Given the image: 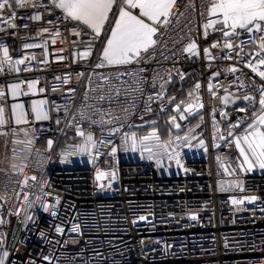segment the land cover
Wrapping results in <instances>:
<instances>
[{
	"label": "built area",
	"instance_id": "built-area-1",
	"mask_svg": "<svg viewBox=\"0 0 264 264\" xmlns=\"http://www.w3.org/2000/svg\"><path fill=\"white\" fill-rule=\"evenodd\" d=\"M212 2L175 0L168 22L154 25L156 43L112 65L99 54L102 36L53 0H8L0 9L3 264H264V171L241 165L235 145L260 104L264 30L211 39L208 54L186 51L214 32L205 27L219 18L209 14ZM186 80L180 99L174 86ZM224 93L250 99L224 106ZM32 97L45 102L41 118L24 108L15 121L13 101L25 106ZM186 105L180 132L145 141L179 154L172 173L176 159L155 147L149 159L145 135L128 129ZM196 129L201 145L186 137ZM89 135L93 146L81 152Z\"/></svg>",
	"mask_w": 264,
	"mask_h": 264
},
{
	"label": "snow or ice",
	"instance_id": "snow-or-ice-1",
	"mask_svg": "<svg viewBox=\"0 0 264 264\" xmlns=\"http://www.w3.org/2000/svg\"><path fill=\"white\" fill-rule=\"evenodd\" d=\"M16 2L18 5L23 6L22 0H16ZM120 2L123 6L119 10V18L115 20V26L111 28V36L107 40V46L103 50V62L109 65L129 63L133 57H138L142 50L147 51L149 47L153 46L156 43L153 36L157 32V28L153 25L159 23L162 17L164 18V23H167L171 10L175 5V0H120ZM115 3L116 0H58L56 7L62 9L67 18L82 22L98 35L108 20V14ZM7 6H9L8 0L0 3V9ZM130 9H139V15H133ZM209 14L218 16L219 19L205 25L206 28L219 23L221 31L224 28H231L234 31L236 29H245L248 32L264 30V0H213L209 8ZM33 18L39 19V17ZM145 18L151 23H147ZM223 34L227 36L230 33L224 31ZM261 41L260 48L264 50V37H261ZM31 46L26 45V47ZM226 46L232 47L231 44ZM195 47L196 45L193 43L185 50L191 51ZM4 56L8 57L6 48L4 49ZM259 63L264 64V59H261ZM252 71L257 72V67L253 66ZM258 75L264 79V71H259ZM196 87L199 88V85H196ZM244 99L248 100L250 98L246 96ZM259 103L261 111L264 113V88L261 89ZM241 110L243 111V109ZM0 113H2V109H0ZM40 118L41 116L38 113L37 119ZM44 118L46 119L47 117L44 116ZM181 119H183V116ZM2 123L3 120L0 119V124ZM176 127H179V125H176ZM261 127H264V114L258 116L256 124L249 125V130L242 137L238 136L235 139L236 148L239 149L240 155L243 157V164L247 165L248 170L255 166L264 169V131L260 130ZM78 135H84V133L78 131ZM153 139H159L155 132L142 138L140 142L142 150L149 153V159L155 155L153 152V147H155L163 149L164 153L168 154L169 159H176V163L180 164L179 154L168 153V145L155 144L149 146L145 143V141ZM87 141L88 143L80 148L81 152H87L89 147L93 146L90 135L87 137ZM51 143L49 141V146H51ZM242 145H246V148ZM136 147V140L133 137L132 150L135 151ZM157 163H159V160ZM104 176V173H98L97 179ZM112 176L115 179V173ZM247 199L254 201L256 197H248ZM233 203H243V201L233 200ZM45 210L47 211V208ZM191 218L195 220L196 216L193 215ZM141 219H145V217H141ZM73 230L78 231V228ZM57 231H61V229H57ZM0 264H3V262L0 261Z\"/></svg>",
	"mask_w": 264,
	"mask_h": 264
},
{
	"label": "crops",
	"instance_id": "crops-1",
	"mask_svg": "<svg viewBox=\"0 0 264 264\" xmlns=\"http://www.w3.org/2000/svg\"><path fill=\"white\" fill-rule=\"evenodd\" d=\"M53 2H55L56 4L58 3V0H53ZM121 6H123L122 4H121V2H120V0H116V3L113 5V7H112V10L109 12V14H108V20L105 22V24H104V26H103V28L101 29V31H100V33H99V35H101L102 36V38H103V41H102V45H101V47H100V50H99V54H100V56H101V58L103 59V50H104V48L107 46V40L110 38V36H111V28H113L114 26H115V20L116 19H118L119 18V10H120V7ZM130 11L133 13V15H139V9H130ZM219 19V18H218ZM218 19H216L215 21H217ZM145 21L147 22V23H151V21H147V19L145 18ZM83 26H85L86 28H88L86 25H84L82 22H80ZM154 26V25H153ZM212 27H214L215 28V30H214V32L211 34V35H209V36H203V37H201L200 39H198V38H196V39H194L193 41H192V43L191 44H195L196 45V47L194 48V49H192L191 51H199V47H202V49H203V53H205V54H208L209 53V51H208V42L211 40V39H214V38H230V36L231 37H233L234 35H236L237 34V32L240 30V29H236L235 31L233 30V29H231V28H224L223 29V31H221L220 29H221V25L219 24V23H215V24H213V26ZM90 29V28H89ZM92 30V29H91ZM224 31H227L228 33H230L229 35H227V36H225L224 34H223V32ZM205 50H207V51H205ZM263 82H264V79H263ZM234 92V91H233ZM0 104H1V100H0ZM215 110L214 109H212V112H214ZM188 112V111H187ZM185 114H186V112H185ZM261 114H264V113H262V111H261V106H260V104H257V105H255V110H254V112H252L249 116H250V118H249V122H248V129H247V131L249 130V125L250 124H256L257 123V118H258V116L259 115H261ZM175 115V114H174ZM176 116V117H175ZM175 116H173V118L176 120V124L175 125H173L172 127H173V132L174 131H180V129H179V127H176V125H179V122H180V120L177 118V115H175ZM150 122H152V121H150ZM181 123V122H180ZM261 131H264V127H261V129H260ZM193 133L194 132H192L191 134H187V138H189V136L190 135H193ZM169 134L170 133H168V134H166V136L165 137H158V138H161L162 140H167V139H169ZM144 135V134H143ZM171 135V134H170ZM173 135V134H172ZM242 146H244L245 148H246V145H242ZM239 157H240V163H243L242 162V156L241 155H239ZM255 170H257V171H264V169H260L258 166H255V167H253ZM169 169H170V167H169Z\"/></svg>",
	"mask_w": 264,
	"mask_h": 264
},
{
	"label": "rangeland",
	"instance_id": "rangeland-1",
	"mask_svg": "<svg viewBox=\"0 0 264 264\" xmlns=\"http://www.w3.org/2000/svg\"><path fill=\"white\" fill-rule=\"evenodd\" d=\"M0 109H2V113H0V119L4 121V117H5V114L7 113L6 111H8V108H7L6 103L3 100H1ZM176 123H177L176 120L172 119L168 126H173ZM141 130H142L141 132L133 131L130 134L134 135L136 133H139V134H144L145 135L144 137H146V136H149L150 133L155 132L157 137L163 138L166 136V134H168L169 131H171V130H167V127H164V126L156 129V128H153L152 126H149L147 123L142 125ZM192 132H194L193 135H190L189 138H187V140H189L193 145H201V142H203L202 130L196 129V130H193ZM0 144H1V137H0ZM242 162H243V157H242ZM168 164H169L170 169L167 171L174 173L177 170H179V165L177 163L169 162ZM241 165L245 166V164L243 163H241ZM167 166H168L167 163H165V167Z\"/></svg>",
	"mask_w": 264,
	"mask_h": 264
},
{
	"label": "trees",
	"instance_id": "trees-1",
	"mask_svg": "<svg viewBox=\"0 0 264 264\" xmlns=\"http://www.w3.org/2000/svg\"><path fill=\"white\" fill-rule=\"evenodd\" d=\"M189 81L186 80L185 82H182V83H176L174 87H181L182 88V91L181 92V96H180V99L184 98L185 97V94L187 93L188 91V88H189ZM174 105V104H172ZM171 111L168 113V114H165V115H160L158 113H153L152 115L146 117L142 122H139V123H136L134 124L133 126H131L129 129H128V132L131 133L133 131L135 132H141V128H142V125H144L145 123H147L149 126H152L153 128H160L162 126L164 127H167V130H171L169 131L168 133H170L171 135L172 134H175L177 132H180L179 130L178 131H174L173 132V127L172 126H168L169 125V122L167 121L169 118V115H170ZM198 114L196 115H193L192 118L195 120V117H197ZM152 121V122H150ZM169 134V136H171Z\"/></svg>",
	"mask_w": 264,
	"mask_h": 264
},
{
	"label": "bare ground",
	"instance_id": "bare-ground-1",
	"mask_svg": "<svg viewBox=\"0 0 264 264\" xmlns=\"http://www.w3.org/2000/svg\"><path fill=\"white\" fill-rule=\"evenodd\" d=\"M17 88H18V86L16 84H11L9 87L11 92H13ZM24 108L25 109L29 108L30 110L36 111L37 114L39 113L41 115V113H43V111L45 110V102L42 99L32 97L29 101V104H26L24 106L21 101H19L17 99L14 100L12 113H13L15 121H18V120L22 121L24 119V116L22 115V110Z\"/></svg>",
	"mask_w": 264,
	"mask_h": 264
},
{
	"label": "water",
	"instance_id": "water-1",
	"mask_svg": "<svg viewBox=\"0 0 264 264\" xmlns=\"http://www.w3.org/2000/svg\"><path fill=\"white\" fill-rule=\"evenodd\" d=\"M212 77L216 76V73H212L211 74ZM244 97L246 96H243V97H239V96H230L229 93H224L222 96H221V100H222V103L224 106H229L231 104H233L234 102H237L239 99H242V100H246L244 99ZM249 97V96H247ZM192 109V105H186L183 109V111H179V108L178 106H173L172 107V113L177 115V118L180 120V122H184L185 121V112L187 111H190ZM198 114V112H195L194 115ZM183 116V119H181V117Z\"/></svg>",
	"mask_w": 264,
	"mask_h": 264
},
{
	"label": "flooded vegetation",
	"instance_id": "flooded-vegetation-1",
	"mask_svg": "<svg viewBox=\"0 0 264 264\" xmlns=\"http://www.w3.org/2000/svg\"><path fill=\"white\" fill-rule=\"evenodd\" d=\"M173 116H175L173 113H172V110H171V113H170V115H169V118H167L168 120V122L170 123V121L172 120V119H174L173 118ZM176 117V116H175Z\"/></svg>",
	"mask_w": 264,
	"mask_h": 264
}]
</instances>
